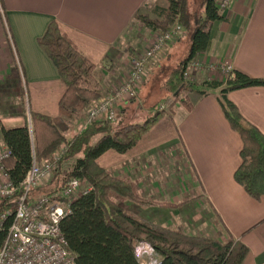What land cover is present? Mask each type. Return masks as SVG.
<instances>
[{
    "label": "crops",
    "instance_id": "1",
    "mask_svg": "<svg viewBox=\"0 0 264 264\" xmlns=\"http://www.w3.org/2000/svg\"><path fill=\"white\" fill-rule=\"evenodd\" d=\"M156 4L158 0H0V127L30 125V112L58 116L65 86L38 44L50 21L55 20L96 66L94 85L103 94L130 68L132 54L120 46L122 34L137 11ZM222 16L212 26L209 51L197 58L206 65L229 66L264 78V0H232ZM151 63L148 77L162 59ZM215 69L197 70L195 81L223 82L226 75ZM10 78L18 79L13 91L7 87ZM19 83L26 110L17 92ZM10 90L14 95L8 94ZM219 90L192 93L190 109L176 104L133 148L125 153L108 150L97 163L128 179L149 201L180 203L201 195L177 208L156 204L134 208L144 218L188 235L224 240L228 231L248 249L242 264H264V195L254 199L234 180L242 139L224 116ZM227 98L264 134V86L231 90ZM0 143L1 150L5 148L1 137Z\"/></svg>",
    "mask_w": 264,
    "mask_h": 264
},
{
    "label": "trees",
    "instance_id": "2",
    "mask_svg": "<svg viewBox=\"0 0 264 264\" xmlns=\"http://www.w3.org/2000/svg\"><path fill=\"white\" fill-rule=\"evenodd\" d=\"M217 2L201 0L197 9H192L191 0H167L165 5H146L135 13L132 24L142 25L153 33H165L175 25L182 26L183 34L175 44H180L186 37L182 50L184 55L175 68L170 67L174 51L169 53L175 44L167 50L166 56L161 57L162 63L152 73L155 78L160 77L161 95L155 98L151 109H156L160 97L170 95V102L180 101L190 109L191 104L181 97L182 93L205 94L207 89L220 88L218 102L224 116L242 139L241 161L234 172V180L250 197L259 199L264 195V134L241 115L227 98V93L245 87L264 86V78L250 77L233 69L223 82L204 80L194 83L184 81L183 77L188 65L210 49L212 26L223 19ZM38 44L56 67L65 92L59 100L58 116L30 112V125L0 127L1 142L10 151L3 160V167L18 187L34 160H50L52 154L62 144L65 145L49 183L45 187H33L29 196H52L73 178L91 185L89 192L72 200L70 212L60 222L67 249L75 256L76 263L141 264L136 257V248L147 244L153 251L152 257L155 256L153 264H242L248 249L228 231L225 240L188 235L177 228L152 222L136 213L134 208L147 204L177 208L201 195L180 203L149 201L128 179L113 175L97 163V159L108 150L125 153L133 148L166 110L147 114L142 122L132 121L133 117L129 115L133 116L134 112H131L130 104L141 103L140 94L138 100L134 99L122 107L115 122L91 123L67 137L68 121L102 95L94 85L96 66L55 20L49 22L38 38ZM163 63L166 68L162 67ZM20 87L21 83L16 88L22 100ZM14 212V198H0V248L7 238Z\"/></svg>",
    "mask_w": 264,
    "mask_h": 264
},
{
    "label": "built area",
    "instance_id": "3",
    "mask_svg": "<svg viewBox=\"0 0 264 264\" xmlns=\"http://www.w3.org/2000/svg\"><path fill=\"white\" fill-rule=\"evenodd\" d=\"M232 0H218L220 9H226ZM183 34L181 25H175L165 33L154 32L148 45L131 59L126 77L107 93L95 100L86 112L84 126L99 121L115 122L122 107L137 98L144 83L145 67L150 60L163 56ZM213 65L193 60L184 72L188 78L195 70ZM230 68H222L223 72ZM65 149L62 144L50 160L33 161L22 182L16 187L3 167V160L10 154L0 150V198H14L15 212L7 238L0 248V264H77L75 256L67 249V242L60 229L61 220L70 212L69 205L80 194L92 188L76 178L54 195L29 196L33 187L47 185ZM21 191V192H19ZM18 193V194H17ZM1 227V221H0ZM152 249L147 244L136 248V257L141 264H153Z\"/></svg>",
    "mask_w": 264,
    "mask_h": 264
},
{
    "label": "rangeland",
    "instance_id": "4",
    "mask_svg": "<svg viewBox=\"0 0 264 264\" xmlns=\"http://www.w3.org/2000/svg\"><path fill=\"white\" fill-rule=\"evenodd\" d=\"M191 1H192V4H193V8L192 9L199 8V4L201 3V0H191ZM166 3H167L166 0H158V4L159 5H165ZM152 37H153L152 34L149 35L148 31L145 30V28L142 27V25H139V24L135 23V24H132L130 27H128V29L125 31V33L122 34V37L120 38V46L123 47V49H125V48L129 49L128 52H130L132 54L131 55V59H132V57L136 53L141 52L148 45V43L150 42ZM184 45H186V37L183 39V41L180 44H178L176 46V48L174 50V57L170 61V67L171 68H175V66L179 65L180 60L182 59V56L184 55V53H182V50L184 49ZM163 56H166V55L164 54ZM163 56H157V57H163ZM157 57H155V58H157ZM164 59H165V57H164ZM195 60L197 62L203 63L201 58L200 59L196 58ZM166 61H168V60H166ZM165 63H163L162 67H165L164 66ZM151 64L152 63H151V60H150L148 62V64L146 65V67H145L144 83L141 85V87L139 89V92H138V96L139 97H140V94H142L141 95L142 102L141 103L136 102V103L132 104V106H131V109L134 110L133 112L135 114V115L133 114V116H132V114L129 115V117H131V118L133 117L132 121L142 122L145 119L147 114L151 115L156 110H158V111L166 110V113H167V112L171 111V109L176 104H182L180 101H177V102H174V103L170 102L171 95L168 96V97L162 96V97L159 98L158 105H156V109H151V106L155 102L154 101L155 98L158 95H161V92L159 91V89H160V86H159L160 77L159 78H155L154 77L155 74L153 75L152 73H151L152 75H150L148 77V73H147L148 71L147 70L149 69V65H151ZM130 65H131V60H130ZM217 65H215L214 67H217ZM226 67H229V66H226ZM226 67L225 66H222V67L218 66L217 68H218V71L221 70V72H222L221 74L222 75H227L232 70V68L229 67L230 68L229 71L223 72L222 68H226ZM214 69H212V70H214ZM199 70H201V69H199ZM196 71L197 70L192 72L188 78H185V76L183 74L184 81L198 83L197 81H195L196 80V78H195V74H196L195 72ZM156 74H158V73H156ZM18 77L20 79V76H18ZM147 77L149 78L148 79L149 80V82H148L149 84L145 88L144 86H145ZM10 79H12V80H10V83H8L7 87H8V89L12 90V88H15V85H16L15 81L18 80V79H16V80H15V78L14 79L10 78ZM19 81H21V80H19ZM142 87H144V88H142ZM11 90L9 91L8 94L9 95H14V92H12L13 90L12 91ZM105 93H107V92H105ZM105 93H103V94L101 93V94L104 95ZM163 94L164 93H162V95ZM191 94H192L191 92L182 93L181 97L187 99L189 101V103L191 104V102H190ZM5 95L6 94L3 93V96H5ZM138 96L136 98L137 100H138ZM168 100H169V102H168ZM17 102L18 101L16 100V105H17ZM14 103H15V100H14ZM24 105H25V100L23 99L22 100V106H23L24 110H26ZM88 108L85 109L86 112H87ZM84 114H85L84 112L77 113V114L74 115V117L71 120L68 121L69 126H68V129L65 131V135L67 137H69L74 132H78L79 129H82L84 127V122H85V117H86V114H85V117H84ZM0 145H1V143H0ZM45 186H43V187H45ZM202 222H204V221H202ZM205 237H207V236H205ZM210 238H212V237H210ZM214 239H216V238H214ZM154 258H155V256L152 257V259H154Z\"/></svg>",
    "mask_w": 264,
    "mask_h": 264
}]
</instances>
